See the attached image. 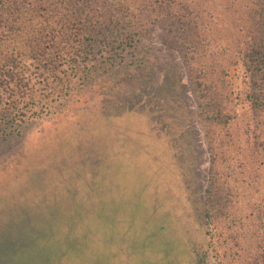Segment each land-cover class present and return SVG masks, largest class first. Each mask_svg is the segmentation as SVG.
Returning a JSON list of instances; mask_svg holds the SVG:
<instances>
[{
	"label": "trees",
	"instance_id": "trees-1",
	"mask_svg": "<svg viewBox=\"0 0 264 264\" xmlns=\"http://www.w3.org/2000/svg\"><path fill=\"white\" fill-rule=\"evenodd\" d=\"M150 27L177 52L206 130L208 246L218 264H264V0H0V141L59 113L93 68L123 63ZM54 207L2 234L26 233L16 254L55 264L58 245L75 246L78 233L66 244L61 231L89 226L86 214L61 219Z\"/></svg>",
	"mask_w": 264,
	"mask_h": 264
},
{
	"label": "rangeland",
	"instance_id": "rangeland-1",
	"mask_svg": "<svg viewBox=\"0 0 264 264\" xmlns=\"http://www.w3.org/2000/svg\"><path fill=\"white\" fill-rule=\"evenodd\" d=\"M131 52L93 68L59 113L0 141V235L61 204V219L78 210L89 226L61 231L66 244L78 235L55 264H218L205 234L206 130L186 70L160 27Z\"/></svg>",
	"mask_w": 264,
	"mask_h": 264
},
{
	"label": "flooded vegetation",
	"instance_id": "flooded-vegetation-1",
	"mask_svg": "<svg viewBox=\"0 0 264 264\" xmlns=\"http://www.w3.org/2000/svg\"><path fill=\"white\" fill-rule=\"evenodd\" d=\"M32 231H28V234H32ZM26 233L22 234V237L12 239L4 238L3 235H0V264H42L43 258L39 259V253L32 252L29 254H25V258L23 255L16 254L14 249L16 245H20L21 242H25L27 239H24ZM32 239V237H30ZM13 240V241H12ZM30 260V262H27Z\"/></svg>",
	"mask_w": 264,
	"mask_h": 264
}]
</instances>
